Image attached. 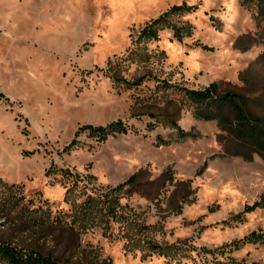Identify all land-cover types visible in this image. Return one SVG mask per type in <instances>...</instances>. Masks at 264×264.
Instances as JSON below:
<instances>
[{"label":"rangeland","instance_id":"rangeland-1","mask_svg":"<svg viewBox=\"0 0 264 264\" xmlns=\"http://www.w3.org/2000/svg\"><path fill=\"white\" fill-rule=\"evenodd\" d=\"M163 80L264 118V0H0V241L59 264H264V157ZM175 125L200 137L160 145Z\"/></svg>","mask_w":264,"mask_h":264},{"label":"trees","instance_id":"trees-1","mask_svg":"<svg viewBox=\"0 0 264 264\" xmlns=\"http://www.w3.org/2000/svg\"><path fill=\"white\" fill-rule=\"evenodd\" d=\"M196 6H174L166 16L172 14H181L182 12H190L196 10ZM164 17L155 20L147 25L143 34L155 35L157 26L162 22ZM176 37L182 40V35L176 31ZM141 84V83H140ZM161 88L167 90L175 88L185 92V97L189 101L190 106L196 118L205 121H217L221 128L227 132L238 145L246 152L236 153L243 156L247 161H253L254 155L258 154L264 157V118L254 115L247 106L246 101L240 100L238 95L230 92L221 93L219 85L212 83L202 90H188L181 87H175L166 81H161ZM151 118H157V115H149ZM177 133L171 135L169 139L158 138V143L164 146H170L174 143L186 142L190 139H198L199 134L185 131L178 125ZM130 131L123 121L118 120L108 124L107 126L85 125L79 128L76 135L89 133V136L96 138L98 141H106L111 136L118 134H127ZM136 179L132 176L125 184H131ZM260 204L256 202L253 206H248L247 210H255ZM60 221V219H57ZM259 240L260 237H252ZM152 252L159 249L158 246H150ZM0 261L5 264H59L58 261L50 257H46L37 252L22 251L9 243L0 241Z\"/></svg>","mask_w":264,"mask_h":264}]
</instances>
